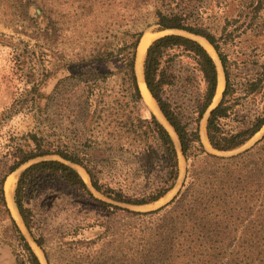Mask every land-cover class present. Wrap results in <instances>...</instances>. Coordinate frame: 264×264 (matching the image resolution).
<instances>
[{"label": "trees", "instance_id": "1", "mask_svg": "<svg viewBox=\"0 0 264 264\" xmlns=\"http://www.w3.org/2000/svg\"><path fill=\"white\" fill-rule=\"evenodd\" d=\"M223 1L228 8L226 24L240 21L233 31L243 28L239 34L255 37L253 48L264 57V0ZM6 2L9 0H0V6L5 7ZM37 3L38 0H10L9 7L17 17L18 11L28 20L36 15L43 17L39 29L43 34L48 33V39L56 44L58 21L53 13ZM197 6L196 0H174V4L156 0L155 31L176 29L202 36L217 52L225 86L220 101L209 110L206 134L213 149L230 151L248 142L264 125V59L258 71L242 82L237 81L223 49L226 37L231 34L223 28L217 35ZM230 17L233 19L229 20ZM43 23L46 28L41 27ZM144 31H126L114 50L104 51L98 58L114 57L119 62L117 141L123 144L125 140L141 147L148 158V166L161 160L163 169L159 182L148 193L125 194L101 181L93 164V154L77 151L68 142L28 132L21 141L16 138L6 143L7 150L0 159V216L7 215L15 229L21 248L17 264L42 263L11 214L5 196V180L21 165L47 155H58L62 159L41 158L27 165L18 176L14 193L23 222L41 248L43 237L34 235V214L25 201L29 189L49 177L110 211H128L139 217L156 215L149 225L137 231L121 228L114 236L107 237L97 251L85 255L83 264H264V135L251 147L228 157L218 156L205 148L200 122L216 96L219 72L209 50L191 36L168 33L155 38L147 47L144 60L147 87L174 129L181 151L189 161L187 179L169 203L154 210L135 211L119 204L146 205L158 201L174 188L180 173L173 137L145 103L138 84L135 62ZM179 53H186L194 60L203 82L190 115H184L165 95V87L174 80L170 67ZM98 75L104 80L108 73L99 72ZM58 84L56 82L54 91ZM92 89L90 87L88 98H91ZM41 97L34 88L32 95L16 99L12 107L16 109V104L26 101L38 104ZM144 110L147 116L143 115ZM68 162L82 166L92 187L118 203L97 197L80 172Z\"/></svg>", "mask_w": 264, "mask_h": 264}, {"label": "rangeland", "instance_id": "2", "mask_svg": "<svg viewBox=\"0 0 264 264\" xmlns=\"http://www.w3.org/2000/svg\"><path fill=\"white\" fill-rule=\"evenodd\" d=\"M164 1L174 4V0ZM196 1L217 35L223 28L231 34L226 37L223 49L231 61L234 78L242 82L258 71L264 57L253 48L255 37L239 34L243 28L233 31L240 21L226 24V2ZM38 3L53 13L58 21L56 44L48 39V33L43 34L39 29L43 17L36 15L28 20L20 16L19 11L17 17L9 7L10 0L5 7L0 6V159L7 150L6 143L16 138L21 141L24 134L36 132L50 140L68 142L77 151L93 154L98 176L114 189L129 195L148 193L160 180L162 161L157 160L148 166V158L141 147L130 145L125 140L123 144L117 141L119 62L114 57H98L104 51L114 50L128 30L144 29L153 41L160 34L155 32L156 0H38ZM41 27L46 28L44 23ZM198 39L203 41L200 37ZM210 53L217 60L213 51ZM99 72H107L108 76L103 80ZM170 72L174 80L165 87V95L184 115H190L202 89L201 74L186 53L175 56ZM56 82L59 84L54 91ZM90 87L93 89L91 98H88ZM34 88L42 95L38 104L20 102L13 109L12 103L25 95H32ZM143 115L147 116L148 112L144 110ZM203 128L206 130L205 120ZM263 135L264 129L244 146L232 151L218 152L209 142L204 144L211 153L228 157L251 147ZM74 166L90 185L86 170L80 165ZM179 168L175 187L158 201L142 206L119 204L135 211H149L169 203L187 179L189 161L181 154ZM21 169L14 172L17 179ZM95 195L113 202L97 191ZM25 202L34 214V235L43 237L42 248L34 242L22 220L12 214L43 264H83L85 255L97 251L103 241L114 236L116 231L121 228L137 231L156 217H139L123 210L110 211L49 177L29 189ZM103 235L105 237L102 238ZM20 252L12 223L7 215L1 214L0 264H17Z\"/></svg>", "mask_w": 264, "mask_h": 264}, {"label": "bare ground", "instance_id": "3", "mask_svg": "<svg viewBox=\"0 0 264 264\" xmlns=\"http://www.w3.org/2000/svg\"><path fill=\"white\" fill-rule=\"evenodd\" d=\"M151 42H152V40L148 36V34L144 33V35L142 36V39L140 41V44L138 46V50H137L136 73H137L138 83H139V86H140V89H141V92L143 94L145 102L151 107V109L156 113V115L159 116V118L162 120V122L165 123V125L171 130V132L173 133V135L176 139V134L174 133L173 129L170 127V125L167 123L166 119L164 118V116L160 112V110L156 104V101L154 100V98L150 94V91L148 90L146 83H145V80H144V60H145L147 47L150 45ZM201 42H202V44L205 45V47L209 51H213V54L216 55L212 46L204 38H203V41H201ZM224 83H225L224 73L222 71V68L219 67L218 87H217V93H216L215 99L219 98V94L221 93V91L224 88ZM262 129H264V125H263ZM201 136H202V140L204 142H208V138H207L205 128L202 129ZM16 181H17V175H16V173L13 172L9 176H7L4 188H5L7 204L9 206L10 210L12 211V213L15 216L18 217V219H21L20 215L17 211L16 205L14 203V198H13L14 189L16 186Z\"/></svg>", "mask_w": 264, "mask_h": 264}, {"label": "water", "instance_id": "4", "mask_svg": "<svg viewBox=\"0 0 264 264\" xmlns=\"http://www.w3.org/2000/svg\"><path fill=\"white\" fill-rule=\"evenodd\" d=\"M146 31H144V33H145ZM155 32H158V33H160L157 37H159V36H161V35H164V34H168V33H180V34H185V35H187V36H191V37H193V38H195V39H197L198 41H200L197 37H200V38H204V37H202V36H199V35H195V34H191V33H188V32H186V31H182V30H176V29H168V30H164V31H155ZM144 33H143V35H144ZM142 35V36H143ZM156 37V38H157ZM142 38V37H141ZM205 39V38H204ZM154 40V39H153ZM206 40V39H205ZM140 41H141V39H140ZM207 41V40H206ZM201 42V41H200ZM208 42V41H207ZM140 43V42H139ZM202 43V42H201ZM209 43V42H208ZM210 44V43H209ZM204 45V44H203ZM211 45V44H210ZM205 46V45H204ZM212 46V45H211ZM212 48H213V46H212ZM214 49V48H213ZM137 50H138V48H137ZM214 51H215V49H214ZM210 52V51H209ZM215 53H216V56H217V60L219 61V65H218V61L214 58V56H213V58H214V60H215V62H216V64H217V68H218V72H219V67H221L222 68V71H223V73H224V70H223V67H222V64H221V61H220V59H219V56H218V54H217V52L215 51ZM136 59H137V54H136ZM135 71H136V62H135ZM136 76H137V73H136ZM138 80V79H137ZM224 80H225V75H224ZM146 83V82H145ZM139 84V83H138ZM146 86H147V84H146ZM224 86H225V83H224ZM140 87V86H139ZM148 88V87H147ZM224 89V88H223ZM149 90V89H148ZM222 92H223V90L221 91V95H220V98L218 99V101L217 102H215V97H214V100H213V103H212V105L210 106V108L206 111V113L204 114V117L201 119V122H200V136H201V131H202V122L205 120V121H207V117H208V113H209V110L213 107V106H215L219 101H220V99H221V97H222ZM150 94H151V92H150ZM143 95V94H142ZM152 95V94H151ZM153 97V96H152ZM155 100V99H154ZM145 101V100H144ZM156 101V100H155ZM146 103V102H145ZM156 104H157V106H158V108H159V110H160V112L162 113V111H161V109H160V107H159V105H158V103H157V101H156ZM147 105V104H146ZM150 109V108H149ZM151 110V109H150ZM152 111V110H151ZM153 112V111H152ZM154 113V112H153ZM155 114V113H154ZM156 115V114H155ZM162 115H163V113H162ZM157 116V115H156ZM164 116V115H163ZM157 118L159 119V117L157 116ZM164 118H165V116H164ZM166 119V118H165ZM160 120V119H159ZM161 121V120H160ZM166 121H167V119H166ZM162 122V121H161ZM163 123V122H162ZM167 123L169 124V122L167 121ZM164 125H165V123H163ZM170 125V124H169ZM166 126V125H165ZM167 127V126H166ZM170 127L172 128V126L170 125ZM263 127V126H262ZM167 129L170 131V133H171V135H172V137H173V140H174V142H175V146H176V148H177V151H178V155H182L183 157H184V155H183V153H182V151H181V147H180V143H179V140H178V137H177V135H176V139H175V137H174V135H173V133L171 132V130L167 127ZM173 129V128H172ZM262 130V128L260 129V131ZM173 131H174V129H173ZM260 131H258L256 134H258ZM174 133H175V131H174ZM176 134V133H175ZM255 134V135H256ZM254 135V136H255ZM253 136V137H254ZM252 137V138H253ZM251 138V139H252ZM250 139V140H251ZM201 140H202V136H201ZM249 140V141H250ZM248 141V142H249ZM202 142H203V144H204V141L202 140ZM208 142H209V140H208ZM247 143V142H246ZM245 143V144H246ZM244 144V145H245ZM209 145H210V143H209ZM244 145H242V146H244ZM204 146H205V144H204ZM211 146V145H210ZM242 146H240V147H242ZM212 147V146H211ZM240 147H238V148H240ZM205 148H206V146H205ZM238 148H236V149H238ZM247 148V147H246ZM207 149V148H206ZM213 149V148H212ZM208 150V149H207ZM213 150H215V151H218V152H224V151H220V150H216V149H213ZM235 150V149H234ZM230 151H232V150H230ZM210 152V151H209ZM213 154H217V153H213ZM47 156H50V155H47ZM47 156H44V157H41V158H47ZM41 158H38V159H41ZM185 158V157H184ZM38 159H35V160H38ZM59 159H62V158H60L59 157ZM35 160H32V161H29L28 163H25V164H23V165H21L19 168H17L15 171H13V172H16V171H18L20 168H22L21 169V171L27 166V165H29L30 163H32L33 161H35ZM68 163H70V162H68ZM72 166H74V165H78V164H75V163H70ZM75 167V166H74ZM76 168V167H75ZM13 172H11V173H13ZM87 172V171H86ZM10 173V174H11ZM20 174V173H19ZM88 174V173H87ZM89 176V175H88ZM90 178V177H89ZM179 178V177H178ZM89 187L91 188V190L93 191V193L95 194V189L92 187V184H91V181H90V185H89ZM175 187V186H174ZM5 189V188H4ZM6 196V195H5ZM6 201H7V199H6ZM113 201V200H112ZM113 202H115V201H113ZM115 203H118V202H115ZM16 204V203H15ZM8 205V204H7ZM135 206H142V205H135ZM9 207V206H8ZM16 208H17V206H16ZM10 209V208H9ZM11 211V210H10ZM17 211H18V208H17ZM18 213H19V211H18ZM11 214H12V212H11ZM19 215H20V213H19ZM12 216L14 217V215L12 214ZM20 218H21V220H22V222H23V219H22V217H21V215H20ZM14 219L16 220V218L14 217ZM16 222H17V220H16ZM17 224L19 225V223L17 222ZM23 225L25 226V224H24V222H23ZM19 227L21 228V226L19 225ZM25 228H26V226H25ZM27 229V228H26ZM21 230L23 231V229L21 228ZM28 231V230H27ZM29 232V231H28ZM23 233H24V231H23ZM25 234V233H24ZM26 236V235H25ZM27 237V236H26ZM28 239V238H27ZM29 240V239H28ZM34 240V239H33ZM30 242V241H29ZM35 242V241H34ZM36 243V242H35ZM31 244V243H30ZM37 244V243H36ZM38 245V244H37ZM33 247V246H32ZM37 253V252H36ZM38 255V254H37ZM39 256V255H38ZM40 258V257H39ZM41 260V259H40ZM41 263H42V261H41ZM43 264V263H42Z\"/></svg>", "mask_w": 264, "mask_h": 264}]
</instances>
